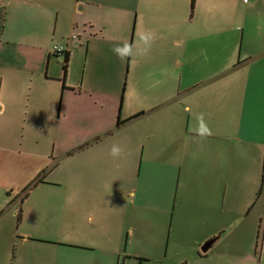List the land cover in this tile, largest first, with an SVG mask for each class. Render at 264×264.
I'll list each match as a JSON object with an SVG mask.
<instances>
[{
  "label": "crops",
  "instance_id": "0c3cea01",
  "mask_svg": "<svg viewBox=\"0 0 264 264\" xmlns=\"http://www.w3.org/2000/svg\"><path fill=\"white\" fill-rule=\"evenodd\" d=\"M127 258L264 264V0H0V264Z\"/></svg>",
  "mask_w": 264,
  "mask_h": 264
},
{
  "label": "clouds",
  "instance_id": "9594fccd",
  "mask_svg": "<svg viewBox=\"0 0 264 264\" xmlns=\"http://www.w3.org/2000/svg\"><path fill=\"white\" fill-rule=\"evenodd\" d=\"M141 39L145 40V42L148 41L149 37L146 34L145 36H142ZM113 52L121 59H125L126 57L130 56L132 53L130 45L127 43L121 45H116L113 48ZM202 132H208L207 128H202ZM110 155L114 158L119 157L122 155V149L118 145H113L111 148Z\"/></svg>",
  "mask_w": 264,
  "mask_h": 264
},
{
  "label": "rangeland",
  "instance_id": "374dc122",
  "mask_svg": "<svg viewBox=\"0 0 264 264\" xmlns=\"http://www.w3.org/2000/svg\"><path fill=\"white\" fill-rule=\"evenodd\" d=\"M24 195V191H23V194L21 195V197ZM125 232L126 231H122V236L125 234ZM128 236H127V234H125V237L123 238V241H122V248L124 249L125 248V246L127 245V241H126V238H127ZM133 240V239H132ZM132 242V241H131ZM130 246V245H129ZM134 247H132V246H130L128 249H129V251H131L132 249H133ZM136 248V250H139V248H142V245L140 246V247H135ZM124 251V250H123ZM124 256H125V254L123 253V257H122V259H121V261H123L124 260ZM129 257V256H128ZM126 260V264H160L158 261H156V260H153V261H151V262H149V261H139V260H132V261H130L129 260V258H127V259H125ZM121 264H122V262H121Z\"/></svg>",
  "mask_w": 264,
  "mask_h": 264
},
{
  "label": "built area",
  "instance_id": "2783aa9c",
  "mask_svg": "<svg viewBox=\"0 0 264 264\" xmlns=\"http://www.w3.org/2000/svg\"><path fill=\"white\" fill-rule=\"evenodd\" d=\"M251 0H243V2L245 3H249ZM76 36H72V39H75ZM53 50L55 51L56 54L58 55H66L68 56L69 50L67 49V47L62 46V45H55L53 47Z\"/></svg>",
  "mask_w": 264,
  "mask_h": 264
},
{
  "label": "trees",
  "instance_id": "16d2710c",
  "mask_svg": "<svg viewBox=\"0 0 264 264\" xmlns=\"http://www.w3.org/2000/svg\"><path fill=\"white\" fill-rule=\"evenodd\" d=\"M126 122V121H125ZM124 122L123 121H119L118 122V127H120ZM39 181V180H38ZM38 181L33 182L31 185H29L27 188L24 189V196L26 197L28 195V193L35 187V185L38 183ZM21 218V212L19 213V220ZM186 264V263H183Z\"/></svg>",
  "mask_w": 264,
  "mask_h": 264
},
{
  "label": "water",
  "instance_id": "95a60500",
  "mask_svg": "<svg viewBox=\"0 0 264 264\" xmlns=\"http://www.w3.org/2000/svg\"><path fill=\"white\" fill-rule=\"evenodd\" d=\"M215 242H216V239L210 240L209 242H207V243L203 246L202 250H203L204 252H207Z\"/></svg>",
  "mask_w": 264,
  "mask_h": 264
}]
</instances>
